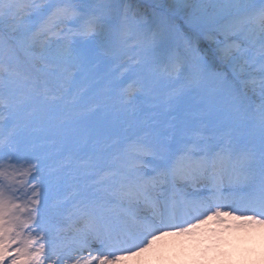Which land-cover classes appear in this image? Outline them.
Returning <instances> with one entry per match:
<instances>
[{"label":"snow or ice","instance_id":"snow-or-ice-1","mask_svg":"<svg viewBox=\"0 0 264 264\" xmlns=\"http://www.w3.org/2000/svg\"><path fill=\"white\" fill-rule=\"evenodd\" d=\"M228 217L264 225V0H0V264Z\"/></svg>","mask_w":264,"mask_h":264},{"label":"bare ground","instance_id":"bare-ground-1","mask_svg":"<svg viewBox=\"0 0 264 264\" xmlns=\"http://www.w3.org/2000/svg\"><path fill=\"white\" fill-rule=\"evenodd\" d=\"M245 227L221 232L210 223L188 235L162 236L123 264H264V225Z\"/></svg>","mask_w":264,"mask_h":264},{"label":"rangeland","instance_id":"rangeland-1","mask_svg":"<svg viewBox=\"0 0 264 264\" xmlns=\"http://www.w3.org/2000/svg\"><path fill=\"white\" fill-rule=\"evenodd\" d=\"M243 246H246L245 244H243ZM224 264H228V263H224Z\"/></svg>","mask_w":264,"mask_h":264}]
</instances>
